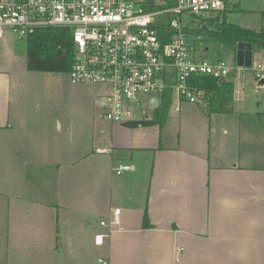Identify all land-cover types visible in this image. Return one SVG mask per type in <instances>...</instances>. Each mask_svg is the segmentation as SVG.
<instances>
[{
	"label": "crops",
	"instance_id": "1",
	"mask_svg": "<svg viewBox=\"0 0 264 264\" xmlns=\"http://www.w3.org/2000/svg\"><path fill=\"white\" fill-rule=\"evenodd\" d=\"M9 37L0 39V48L11 44ZM27 73L0 70V166L8 181L24 178V165L34 166V211L47 218L36 224L37 241L57 248L58 230L69 227L74 213L109 221L121 208L120 224L103 244L95 235L109 230L104 219L94 233L95 244L106 245L107 264H264V127L226 116L263 120L264 109L235 110L236 82L231 113L174 95L164 127L111 122L109 137L96 141L71 128L66 115L38 109L34 95L21 91L20 76L31 78ZM125 152L132 172L119 174L114 190L110 179ZM74 174L86 175L87 190L73 189ZM19 191L9 194L20 197ZM122 193L126 199H118Z\"/></svg>",
	"mask_w": 264,
	"mask_h": 264
},
{
	"label": "built area",
	"instance_id": "2",
	"mask_svg": "<svg viewBox=\"0 0 264 264\" xmlns=\"http://www.w3.org/2000/svg\"><path fill=\"white\" fill-rule=\"evenodd\" d=\"M223 10H227L226 0H0V39L7 32L27 38L39 29H68L73 39L71 81L109 87L104 117L111 122L139 121L151 117L143 101L154 109L167 89L178 100L199 103L206 92L192 78H227L252 67L193 55L186 28L200 16ZM161 28L173 32L167 42L160 38ZM253 72L264 88V63ZM153 98L158 104H152ZM129 169L124 163L114 167L116 174ZM120 212L116 208L111 220L101 221L109 230L95 235L97 244H103L111 227L120 224Z\"/></svg>",
	"mask_w": 264,
	"mask_h": 264
},
{
	"label": "rangeland",
	"instance_id": "3",
	"mask_svg": "<svg viewBox=\"0 0 264 264\" xmlns=\"http://www.w3.org/2000/svg\"><path fill=\"white\" fill-rule=\"evenodd\" d=\"M226 2L229 21L243 27L264 29L262 15L264 0H226ZM170 19L171 17L167 16L166 21ZM8 35L11 44L0 48V70H11L17 73H21L22 70L28 72L27 74L31 78L20 76L21 91L34 95L35 106L38 109L47 108L58 114L66 115L72 124L71 128H76L81 135L89 140L95 138L96 141H99L103 137L108 138L110 135L108 126L111 121L104 117V113L106 111L105 95L109 91V87L96 83H73L68 72L28 71L26 65L27 38H17L11 32H8ZM188 43L197 59L215 62L222 58L231 66L236 64L233 51L222 49L213 40L194 37L189 38ZM253 52L252 67L237 70L231 74L237 85L235 96L237 94L238 98L241 97L234 103L235 110L241 112L264 109V88L259 86L253 72V68L264 63V50L255 48ZM11 59L15 60V63L9 68L5 65L9 64L7 61H11ZM143 107L150 111L146 100L143 101ZM226 116L232 122L242 120L244 124L250 126L264 127V119L245 117L240 112ZM96 118L98 121H95ZM56 127H58V123ZM104 129H107V133H103ZM89 147L91 148V144ZM258 148L261 149L262 146H258ZM130 155L129 152L121 155L125 159L123 163L132 165ZM18 167L14 166L16 169ZM23 167L25 175L26 169L28 170V174L24 178L8 181L5 180L6 175H3V169L0 166V264H102L99 259L105 257L106 245L97 246L94 242V233L98 231L97 228H101L100 221L102 219L108 220L100 214L87 219L86 213H74L69 227L62 225L58 230L60 238L57 241V248L47 239L36 240L37 236L34 233L36 224L47 218L46 214L41 212L39 217L34 211L36 206L32 194L34 166L24 165ZM130 172L132 169L124 171L123 174L126 175ZM120 177L121 175L114 173L110 179V181H114V190H117V182ZM86 179L84 174H74L73 189L76 191L87 190L89 183L86 182ZM17 190H20L18 192L20 197H13L9 194L11 191L17 192ZM121 197L126 199V193L120 194L118 199ZM82 209L87 210V205H84ZM80 220L83 223H80ZM87 221L91 223L90 226L87 225ZM70 254L82 255L83 259L70 260Z\"/></svg>",
	"mask_w": 264,
	"mask_h": 264
},
{
	"label": "trees",
	"instance_id": "4",
	"mask_svg": "<svg viewBox=\"0 0 264 264\" xmlns=\"http://www.w3.org/2000/svg\"><path fill=\"white\" fill-rule=\"evenodd\" d=\"M264 17V12H263ZM197 26L187 27L189 38H204L213 40L222 49L233 51L236 59L237 46L240 42H248L253 48L264 50V29L257 30L243 27L231 22L227 10L215 15L200 16ZM200 26V27H199ZM173 32L160 29V38L167 42ZM73 57V39L70 31L64 28L39 29L27 37V67L31 71L68 72ZM197 87L206 92L205 102L209 112L231 113V103L235 91V80L216 78L213 76H196L191 80ZM173 102V90L167 89L160 99V103L153 109L149 119L130 121L128 126L160 125L164 127Z\"/></svg>",
	"mask_w": 264,
	"mask_h": 264
},
{
	"label": "water",
	"instance_id": "5",
	"mask_svg": "<svg viewBox=\"0 0 264 264\" xmlns=\"http://www.w3.org/2000/svg\"><path fill=\"white\" fill-rule=\"evenodd\" d=\"M253 45L248 42H240L237 46L236 64L241 67L250 68L253 63ZM152 104H158V99L153 98Z\"/></svg>",
	"mask_w": 264,
	"mask_h": 264
}]
</instances>
